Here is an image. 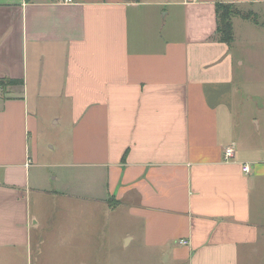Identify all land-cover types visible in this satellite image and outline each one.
Wrapping results in <instances>:
<instances>
[{"label":"crops","instance_id":"1","mask_svg":"<svg viewBox=\"0 0 264 264\" xmlns=\"http://www.w3.org/2000/svg\"><path fill=\"white\" fill-rule=\"evenodd\" d=\"M188 1L0 0V81L21 82L0 86V252L13 262L29 264L49 226L33 214L34 168L92 172L94 213L123 210L165 264H240L264 246V0ZM218 4L251 17L233 19L232 44L216 37Z\"/></svg>","mask_w":264,"mask_h":264},{"label":"rangeland","instance_id":"2","mask_svg":"<svg viewBox=\"0 0 264 264\" xmlns=\"http://www.w3.org/2000/svg\"><path fill=\"white\" fill-rule=\"evenodd\" d=\"M252 96L247 91L240 93V97L250 100L251 104L258 101ZM259 101L262 102L261 99ZM65 125L61 124L60 128L65 130ZM54 128L52 131L56 130ZM54 133L56 136H52L51 139L49 137L40 139V145L45 151L48 150L50 143L58 144L62 132L57 130ZM36 175L40 179L35 180ZM55 176L60 180H54ZM31 177L33 214L46 220L49 226L46 230L33 233V246L40 247L34 249L29 264H79L81 261L84 264L166 263L158 252L145 248L141 241L140 225L127 219L123 210L108 211V208L102 205L100 211L94 213L93 207L96 203L93 201L102 194V189L101 181H96L92 172L71 168H34ZM64 181L70 183L64 186ZM64 190H67L69 201L56 195ZM76 196L81 198L82 203L70 202ZM83 211L84 214L81 213ZM63 213L68 214L67 217ZM66 218L68 219L64 220ZM128 231L133 233L134 241L125 238ZM62 232L66 234L65 237H62L64 235ZM5 255L0 252V264H28L24 257L20 262L17 259L15 263L10 252L9 255ZM18 256L20 258L22 255ZM240 264H264V246H259L257 255L252 259L243 256Z\"/></svg>","mask_w":264,"mask_h":264},{"label":"trees","instance_id":"3","mask_svg":"<svg viewBox=\"0 0 264 264\" xmlns=\"http://www.w3.org/2000/svg\"><path fill=\"white\" fill-rule=\"evenodd\" d=\"M216 14L218 20L216 37L227 44H232L234 41L233 19L235 17L251 18L250 16L241 13L239 9L233 5L218 4L216 7ZM20 84L21 82L17 80L0 81V86L4 89H6L8 85L12 86Z\"/></svg>","mask_w":264,"mask_h":264},{"label":"built area","instance_id":"4","mask_svg":"<svg viewBox=\"0 0 264 264\" xmlns=\"http://www.w3.org/2000/svg\"><path fill=\"white\" fill-rule=\"evenodd\" d=\"M67 2H71V0H66ZM200 0H189L188 2L189 3H197V2H199ZM224 155H225V161L226 162H230L233 158H234V156H235V149H234V147L233 146H229V147H227L226 149H225V153H224ZM27 165H29V164H27ZM243 171L246 173V174H249L250 172H251V166L250 165H248V164H245L244 166H243ZM179 244L180 245H187L188 244V242L186 241V240H181L180 242H179Z\"/></svg>","mask_w":264,"mask_h":264}]
</instances>
